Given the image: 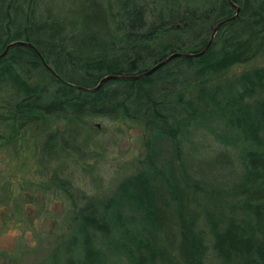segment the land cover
I'll return each instance as SVG.
<instances>
[{
    "label": "trees",
    "instance_id": "trees-1",
    "mask_svg": "<svg viewBox=\"0 0 264 264\" xmlns=\"http://www.w3.org/2000/svg\"><path fill=\"white\" fill-rule=\"evenodd\" d=\"M220 21L200 55L84 89L173 52H198ZM14 40L32 47L12 46L0 58L8 160L23 166L45 131L39 149L54 163L78 153L87 140H77L80 131L96 117L138 121L146 131L137 170L104 200L74 210L47 264H205L201 220L219 264H264V96L255 97L264 90V0H0V52ZM203 141L222 149L201 151ZM9 179L0 187V230L1 209L28 191ZM50 181L33 182L39 189L26 203L41 188L68 186L56 175ZM12 208L19 227L23 207Z\"/></svg>",
    "mask_w": 264,
    "mask_h": 264
},
{
    "label": "rangeland",
    "instance_id": "rangeland-1",
    "mask_svg": "<svg viewBox=\"0 0 264 264\" xmlns=\"http://www.w3.org/2000/svg\"><path fill=\"white\" fill-rule=\"evenodd\" d=\"M256 63L254 61L234 66L227 76L231 78ZM262 96L264 90L255 95L257 98ZM89 124L93 129H83L77 139L81 141L83 137H87L84 145L80 142L79 152H62L55 163L39 149L46 131L37 135L34 154L26 159L21 158L23 166H18V159L8 160L7 153L10 151L0 149V187L5 183L6 176L16 189L20 186L28 187V191L20 193V190L15 202H12L22 206V212L27 217H19L21 226L17 227L11 222L12 203L9 209H1L5 214L4 219L7 218V226L0 230V264H47L53 249L61 244L62 237L69 231V220L74 210L88 201L104 200L124 176L137 170L138 160L144 153L143 141L146 135L140 122L96 117ZM56 128L62 130L63 125L57 124ZM202 144L201 151L216 153L222 149L207 141ZM54 175L64 182L67 181L68 186L56 189L55 193L41 188L26 203L25 199L30 191L39 189L36 186L33 188L31 184L51 182ZM23 200L25 201L22 204ZM199 228L203 231L207 245L205 264H219L211 247L210 234L202 220ZM19 233L21 238H18ZM23 243L27 245L25 247H33L23 251L20 248ZM13 252H20L21 255L12 259L9 255Z\"/></svg>",
    "mask_w": 264,
    "mask_h": 264
},
{
    "label": "water",
    "instance_id": "water-1",
    "mask_svg": "<svg viewBox=\"0 0 264 264\" xmlns=\"http://www.w3.org/2000/svg\"><path fill=\"white\" fill-rule=\"evenodd\" d=\"M233 7H234V10H235V13L232 17H235L237 12H238V8L231 4ZM223 21H220L218 23H216L214 25V27L212 28V31H211V34H210V37H209V40L207 41L206 45L198 52H195V53H179V52H173V53H170L168 54L166 57H164L163 59L159 60L158 62L154 63L152 66H150L148 69H146L145 71H142L140 73H137V74H134V75H119V74H106V75H103L102 77H100L98 79V81L96 82V84L91 87V88H84L85 90H88V91H92V90H95L97 89L103 82L109 80V79H136V78H139V77H142V76H145V75H148L149 73L153 72L157 67H159L160 65L164 64L166 61H168L169 59L173 58V57H176V56H180V57H194V56H197V55H200L201 53H203L207 47L209 46V43H210V40L213 36V33L215 32V30L217 29V27L222 23ZM15 45H23V46H27V47H32L31 44L25 42V41H22V40H14V41H11L9 43H7L4 48L2 49V51L0 52V58L8 51L9 48H11L12 46H15ZM39 58L41 59V56L39 55ZM45 67H48L45 63H44ZM78 88H80V86H76Z\"/></svg>",
    "mask_w": 264,
    "mask_h": 264
}]
</instances>
